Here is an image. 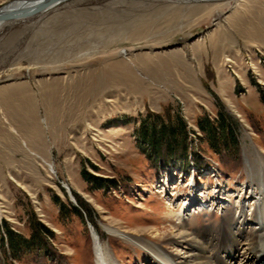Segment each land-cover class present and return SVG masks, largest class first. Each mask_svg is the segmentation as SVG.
Returning <instances> with one entry per match:
<instances>
[{"label": "rangeland", "instance_id": "obj_1", "mask_svg": "<svg viewBox=\"0 0 264 264\" xmlns=\"http://www.w3.org/2000/svg\"><path fill=\"white\" fill-rule=\"evenodd\" d=\"M163 126L172 159L141 139ZM255 152L264 0H68L0 26V264H96L95 241L116 264H156L105 229L174 254V227L251 216ZM192 196L209 208L182 224Z\"/></svg>", "mask_w": 264, "mask_h": 264}, {"label": "bare ground", "instance_id": "obj_2", "mask_svg": "<svg viewBox=\"0 0 264 264\" xmlns=\"http://www.w3.org/2000/svg\"><path fill=\"white\" fill-rule=\"evenodd\" d=\"M27 1H8L0 5V12H15ZM255 154L254 165H251L250 161H245L252 190L256 191L253 193L255 206L251 216L244 211V207H241L235 215L223 217L221 225L216 229L200 236L190 235L183 230V225L180 228L174 227L175 231L169 233L171 235L169 242L176 251L174 254L114 228L107 227L106 232L143 248L142 250L153 257L156 264H264V158L258 152ZM193 207L187 206L180 211L177 214V221L183 224ZM250 222L255 226L253 229L248 227ZM94 254L96 264H116L107 248L100 247L96 241Z\"/></svg>", "mask_w": 264, "mask_h": 264}, {"label": "trees", "instance_id": "obj_3", "mask_svg": "<svg viewBox=\"0 0 264 264\" xmlns=\"http://www.w3.org/2000/svg\"><path fill=\"white\" fill-rule=\"evenodd\" d=\"M230 124L233 125L227 117L225 118V120L221 121L219 128L221 130L222 136H225V137H229V135L233 136L232 133L234 132V128H229ZM177 125H179V124H177ZM178 129H179V132H182L181 126H178ZM228 130H230V132ZM205 131L209 132V130H207V129H205ZM213 135L215 136V133H213ZM232 136H231V138H232ZM141 139L143 141H145L148 144V146L151 148L153 153L160 158L161 157L162 158L168 157L169 159H172V158L178 156L176 153L177 147L179 145L178 135L176 132L172 131L171 129H169L165 126L160 127L158 130H157V128L153 127V128H151V131L148 133H146L144 131L141 134ZM162 147L165 148V151H166L164 154L165 156L162 155V151H163ZM181 154L184 155L183 152ZM7 233L9 235L10 239L12 240L11 232L7 231ZM19 240H20V238H19ZM21 241H24V240H21Z\"/></svg>", "mask_w": 264, "mask_h": 264}, {"label": "water", "instance_id": "obj_4", "mask_svg": "<svg viewBox=\"0 0 264 264\" xmlns=\"http://www.w3.org/2000/svg\"><path fill=\"white\" fill-rule=\"evenodd\" d=\"M67 0H36L27 1L15 12H0V25L6 22L24 20L44 13Z\"/></svg>", "mask_w": 264, "mask_h": 264}]
</instances>
